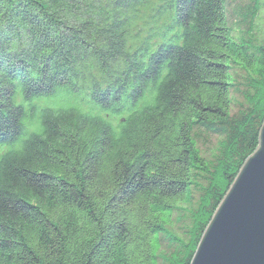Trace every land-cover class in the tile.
Returning <instances> with one entry per match:
<instances>
[{
  "label": "trees",
  "instance_id": "obj_1",
  "mask_svg": "<svg viewBox=\"0 0 264 264\" xmlns=\"http://www.w3.org/2000/svg\"><path fill=\"white\" fill-rule=\"evenodd\" d=\"M227 4L0 0V264H190L264 120V40Z\"/></svg>",
  "mask_w": 264,
  "mask_h": 264
},
{
  "label": "water",
  "instance_id": "obj_2",
  "mask_svg": "<svg viewBox=\"0 0 264 264\" xmlns=\"http://www.w3.org/2000/svg\"><path fill=\"white\" fill-rule=\"evenodd\" d=\"M190 264H264V120L257 149L220 201Z\"/></svg>",
  "mask_w": 264,
  "mask_h": 264
},
{
  "label": "rangeland",
  "instance_id": "obj_3",
  "mask_svg": "<svg viewBox=\"0 0 264 264\" xmlns=\"http://www.w3.org/2000/svg\"><path fill=\"white\" fill-rule=\"evenodd\" d=\"M246 2L247 0H228V4H227L228 22L232 30V35L237 40L243 38L248 39V37L250 36L248 32L250 29L249 27L254 26L255 31L253 33V36L255 40L262 41L264 40V0H261L260 2L261 3L260 11L253 23H250L245 19L242 20L241 18V8L243 5L246 4ZM58 92H61V90ZM61 93H56L54 98L53 97L49 98L50 101L44 99L38 100L37 102L34 101L33 105L37 106L38 108H41L43 106L52 107V106H56V104L65 105V103H69L68 101L70 99H72L73 101L76 100L75 97L66 94L62 95ZM232 98H233L232 109L234 110L233 112H236L239 109V104L242 103V99L236 95L232 96ZM81 102L87 104L85 100H82ZM44 103H46V105ZM75 104L78 105L76 102ZM80 109L82 110V108ZM111 122L116 127V129H118L117 121L112 119ZM215 142H216V138L213 137H209L207 141L204 140L200 141L199 147L201 149L202 155L205 157L206 160L212 161L214 159L215 157L214 153L216 152ZM198 198H199V192L196 191L195 193H193L191 204L181 205L180 209L174 213L172 218V224L168 228V231L171 234H174L175 236L184 240L188 239L189 237L188 235H190L191 233L190 229L194 224L193 220L191 219L192 216L190 215V211L197 207L196 204ZM170 243H172V241ZM169 244L164 241L162 246L163 253L169 254L170 251L174 249L172 246H169Z\"/></svg>",
  "mask_w": 264,
  "mask_h": 264
}]
</instances>
